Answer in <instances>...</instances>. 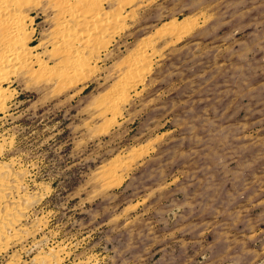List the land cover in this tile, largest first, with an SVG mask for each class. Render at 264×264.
Segmentation results:
<instances>
[{"label":"rangeland","instance_id":"obj_1","mask_svg":"<svg viewBox=\"0 0 264 264\" xmlns=\"http://www.w3.org/2000/svg\"><path fill=\"white\" fill-rule=\"evenodd\" d=\"M20 1L34 50L0 73V264H264V0ZM67 11L89 19L74 37L122 18L81 37L83 72L57 65Z\"/></svg>","mask_w":264,"mask_h":264},{"label":"bare ground","instance_id":"obj_2","mask_svg":"<svg viewBox=\"0 0 264 264\" xmlns=\"http://www.w3.org/2000/svg\"><path fill=\"white\" fill-rule=\"evenodd\" d=\"M17 1L21 2L20 0H16L14 2V0L10 1V0H0V23L1 24H6V26L8 25V27H10L7 32V34L4 35V39L3 40H7L5 43H3L2 45H0L1 49V61H0V73L4 72V70L9 67L10 65H14V64H18L22 67H30V63H31V54H32V50L28 47L27 41H29V39L27 38V23H26V17L22 16V7L21 9H17L16 6H18ZM64 4L67 6V4L71 1V0H63ZM62 1V2H63ZM23 2V1H22ZM81 2V1H80ZM85 3V2H84ZM17 4V5H16ZM22 4V3H21ZM19 4V7L20 5ZM57 5V4H56ZM64 5V6H65ZM120 5V4H119ZM22 6V5H21ZM24 6V5H23ZM35 6V5H34ZM63 6V7H64ZM71 6V5H70ZM83 6V5H82ZM37 7V6H36ZM69 7V5H68ZM65 8L66 9H68ZM81 7V6H80ZM123 7V6H122ZM8 8H10V10H8ZM16 8V9H15ZM70 8V7H69ZM72 8V7H71ZM70 8V9H71ZM84 8V7H83ZM61 9V8H60ZM22 10V11H21ZM55 10V9H54ZM64 10V11H65ZM69 10V9H68ZM74 10V9H73ZM70 10V11H73ZM98 10V9H97ZM117 10V9H116ZM69 16H67L66 18H64V20L62 22H60L58 24V27L56 28V34H57V38H55L54 40V44H55V48L57 49V51H59V53L61 52V56L60 58L62 59L59 63H57V65H60L61 63H65L67 66L69 65V61H70V69H72L75 73L79 72V70L81 69V71L83 72L82 68L87 69L88 64L89 63H85V60L83 61V54H84V50L86 49V45H88V43H90L92 40L90 38V36H92L93 34H96L97 32L100 34V32H107V30H110L112 27V25H116V23L118 22V19L120 21H122L121 16H119V14H111V13H99L96 16H92V20L91 21V35L90 36H81L80 34L76 35L77 36H73V34L75 35V33L72 32H76V31H68V28L70 29V25L72 24V22L76 23V25H78V23L80 24L81 22L85 21L83 19L78 18L77 16H74L75 14H70ZM15 13V14H13ZM17 13V14H16ZM80 14V13H79ZM66 15V14H65ZM68 15V14H67ZM84 16V15H83ZM89 20V19H88ZM86 20V21H88ZM85 21V23H86ZM125 22V20H123ZM89 23V21H88ZM87 24V23H86ZM90 26V25H89ZM112 26V27H111ZM7 27V28H8ZM111 27V28H110ZM116 27V26H115ZM119 27V26H117ZM6 28V27H5ZM110 28V29H109ZM1 29V28H0ZM79 29V28H78ZM174 29V28H173ZM171 31V30H170ZM6 32V31H4ZM54 32V31H53ZM52 32V33H53ZM111 32V31H110ZM89 33V32H88ZM108 33V32H107ZM1 34V33H0ZM119 35V34H118ZM59 36V37H58ZM113 36V35H112ZM162 36V35H161ZM81 37H83L85 39V41L83 42V44L85 43L86 45H84V49H79V42L81 43ZM28 40H27V39ZM101 38V37H100ZM98 39V38H97ZM153 39V38H152ZM159 41V40H158ZM147 42V40H146ZM82 44V43H81ZM52 46V47H53ZM110 46V45H109ZM54 48V49H55ZM94 49V48H93ZM52 51V50H51ZM101 51V50H100ZM86 52V51H85ZM136 52V51H135ZM51 53V52H50ZM97 54V52H96ZM143 54V51H142ZM146 56V55H145ZM37 58V57H36ZM54 58V57H53ZM58 58V57H57ZM139 58V57H138ZM141 58V57H140ZM148 58V57H147ZM51 59V58H50ZM152 59V58H151ZM93 60V59H92ZM144 61V60H143ZM37 62V61H36ZM84 62V63H83ZM90 62V61H89ZM150 62V61H149ZM63 63V65H64ZM17 65V66H18ZM32 65V64H31ZM90 65V64H89ZM128 65V64H127ZM19 66V67H20ZM85 66V67H84ZM19 67H16L19 69ZM63 67V66H61ZM136 67V66H135ZM140 67V66H139ZM138 67V68H139ZM31 68V67H30ZM55 68L57 69L58 66ZM90 68V67H89ZM12 69V68H11ZM62 69V68H61ZM69 69V70H70ZM8 70V68L6 69ZM10 70V69H9ZM15 70V69H14ZM60 70V69H59ZM12 71V70H10ZM52 71V70H50ZM67 71V69H66ZM90 71V70H89ZM140 72V70H138ZM148 71V70H147ZM6 72V71H5ZM57 72V71H56ZM129 72V71H128ZM53 73V72H52ZM55 73V72H54ZM59 73V72H58ZM31 74V73H30ZM80 74V73H79ZM1 75V74H0ZM35 75V74H34ZM61 75V73H60ZM59 75V76H60ZM73 75V74H72ZM125 75V74H124ZM58 76V77H59ZM4 77V76H3ZM32 77V76H31ZM56 77V76H55ZM70 77V76H69ZM61 78H63V75L61 76ZM74 78V77H73ZM134 78V77H133ZM138 78V77H137ZM143 78V77H142ZM6 79V78H5ZM79 80V79H78ZM81 80V79H80ZM131 80V79H130ZM7 81V80H6ZM72 81V80H71ZM137 81V80H136ZM41 82V81H40ZM127 84V83H126ZM129 85V84H128ZM1 88V87H0ZM124 88V87H123ZM125 88H127L125 86ZM62 92V91H61ZM3 90L1 91L0 89V99H2V95H3ZM5 94V93H4ZM126 96V95H125ZM7 99V98H5ZM4 100V99H3ZM8 100V99H7ZM109 102V101H108ZM1 103V101H0ZM128 103V102H127ZM4 104V103H3ZM2 106V104H0ZM4 108V106H3ZM98 109V108H97ZM97 117V116H96ZM13 143V142H12ZM108 183V182H107ZM14 228V226H13ZM15 237V236H14ZM13 237V238H14ZM7 238V237H6ZM8 239V238H7ZM6 239V240H7ZM15 239V238H14ZM8 242V241H7ZM8 245V243H7ZM7 247V246H6ZM1 250V248H0Z\"/></svg>","mask_w":264,"mask_h":264}]
</instances>
